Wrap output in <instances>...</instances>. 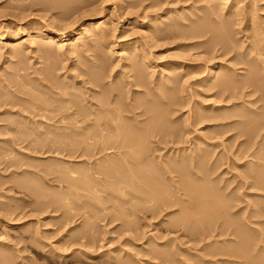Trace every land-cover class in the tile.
I'll return each instance as SVG.
<instances>
[{
	"label": "bare ground",
	"instance_id": "6f19581e",
	"mask_svg": "<svg viewBox=\"0 0 264 264\" xmlns=\"http://www.w3.org/2000/svg\"><path fill=\"white\" fill-rule=\"evenodd\" d=\"M53 1L54 0H52L51 3ZM119 1L123 8L133 10V8L138 7V9L141 8L144 10H142L144 21L140 24V28L145 31L144 37L146 41H149H147V43L144 41V43H146L144 44L145 46L141 44L143 47H139V45L136 46V44L124 43L123 39H118L123 46L121 50L123 54L119 58L113 56L110 50L114 45V40L109 38V36H111L109 35L110 33L107 34L106 28H102L99 23H96V21L92 19H87V23L83 24L84 26L80 28V39L77 40L70 37L66 45L62 42L65 40V36L69 37L71 35L72 29L70 26L76 22V19L73 18L69 20V18H71L74 13L77 14L76 12L84 6L87 7L88 5H92L91 0H84L80 5L73 6H68L67 2H71L72 4L75 2L74 0H66L65 2L63 0L61 1L63 4L58 5L62 10L58 13L59 15L57 14L59 19H56H58L60 23L64 22V24L56 25L48 24L47 22L44 25L29 27L26 32L23 33L27 36L26 41L28 40V44L32 46L33 51L31 50V52L46 51L48 54H51V58L59 56L58 60L61 61L60 57L63 58L67 54H73L75 50L79 49L87 41L89 46H87L86 52H88V54L84 53V50L81 51V54L78 53L80 56H76L73 62L70 63L71 68L76 69L78 74L68 73L69 75L64 76L66 77L64 78L65 81L63 83L59 81L61 84H58L52 76L55 74L53 73L54 71L62 69L63 66L59 67L58 65H60L59 63L62 61L64 62V60L59 63L57 62L58 64H55L56 62L53 63V61L49 65H47V63L46 65L44 64L45 68H47V70L44 69V71L43 64V66L41 65L42 67H24V65H22V58L24 56H22L20 52L21 57H19V53H17L18 57L21 58H18L19 63L20 60L22 63L19 66L17 65V68L14 66L16 68V76L14 77L17 78L18 76L19 78L25 75L27 76L26 78H28V76H31V79L35 82H32V84L34 83L33 85H35L37 83L36 88H38L37 85H39L44 91H37L35 93L36 95H34V89L31 91L32 88L30 87V82L32 81L30 78L27 79L28 81L24 79L27 82L31 80L29 82L30 86L20 85V87H30L31 89L29 88L28 91H31L33 95L27 97L25 95L27 92L25 93L22 90L24 88L21 89L19 85L15 86L17 87L15 89L16 91L21 92V94L24 93V96L22 95L23 98H25V96L27 97L23 99V101L21 99H15L13 95L11 96L14 99L12 97H7L8 95L2 96V92L3 94H5V92L0 88V136L8 135V132L15 134L11 133V137L6 135L8 138H0V141L6 142L9 147L11 146L18 152L21 148L27 150L31 147L35 149L45 148L43 150H49V152L52 151V153L56 152L55 155L61 153V157L59 156L60 158L73 159V161L69 163L70 165L68 168H66L67 166L65 167L66 169L64 167H58L57 164H49V169L46 168L48 173L59 172L60 174L61 172L62 174L65 172L64 176L60 174L63 177H60L59 174L57 175L60 177H57V181L61 183L64 182L65 185H68V188H66L67 191H65L66 193H64V191V194L57 193V196H53L55 199L51 196V201L54 199L52 202L53 206L55 203L57 204L55 208L59 206V203V208L64 206L69 207V205H66L69 202L71 206L73 205L72 203H74V205L76 203V206L80 205L79 207H82L83 210L85 208L88 210L87 212H91V210L94 211V208L98 209V207H100V210L103 209V205L107 201H110L108 200L109 197L114 198L119 200V203H122V205H119L123 208L121 210L125 213V218L124 215L121 216L123 214L122 212V214L120 213L121 219L122 217L128 219L126 218L127 215L133 217L135 215L136 217L144 216L145 214H148L151 219H157V217L163 214L159 220L160 223L161 221L164 222V225L166 223L171 230L174 228L175 230L186 232L189 241L196 242V246L198 245L195 251L199 253L191 252V254H189L190 256L192 255L193 258H196V260H191V264H199L200 261H208L207 259H210L209 257L213 258L216 256L223 257L224 260L226 259L229 263L231 262V264H264V36H262L261 27L259 26V22L261 21L256 13L257 9L253 5L255 9L248 5L249 7L247 8L249 10L244 6L249 11V17L245 8L243 9V7L239 6L240 0H189L191 1V5L187 6L185 5L186 3L182 5L183 1L186 0ZM255 1L256 0H252L251 2L255 3ZM173 2H182V4H178L179 6L176 5L177 7L171 6L172 8H170L169 4L173 5ZM46 3L48 4L47 1ZM81 12L78 13L79 15H77V17H80ZM132 14L134 16L129 20L133 25L139 15L136 11H133ZM261 17L264 19V14ZM56 19L54 17L50 20L53 23ZM66 28H69L70 31H63ZM233 33L234 35L236 34L238 36L239 34L240 36L237 37V39L235 37L233 38ZM161 37H165L166 39H174V37H177L178 39L184 40V42L193 39L191 42L178 44L176 48L198 49V52H203L206 55L204 59L202 58L203 63H201V65H194V69L193 67L192 69L189 68V73H193L192 76H194V74L198 76L201 75L200 77L195 76V79L191 80L192 85L195 87L189 88L190 91H185L187 87L184 86V82L183 84L181 83V88L173 86L175 81L181 80L184 75L188 74H186L187 71L179 70L181 62L175 61L176 57L173 58L175 60L166 62L164 68L161 69L156 76H153L155 72V65L153 67V64L155 63L152 64L150 62L151 54L147 52L146 48L148 47V43L149 46L151 44V47L156 46L157 39ZM7 44L10 46L18 44L16 51L23 50L22 52H24V55H26L25 52L28 53L29 51L26 49L25 40L23 39L16 38L14 40H9ZM14 49L13 47L10 48V56L16 54ZM200 53H196V55ZM231 53L233 54L226 59L225 57ZM234 55L236 59H234ZM38 57H40V55ZM15 58L18 61L17 57ZM46 58H48V56H46ZM111 59H114L116 62H109ZM120 60L121 65L117 64ZM196 60L198 59L196 58ZM17 61L16 63L18 64ZM113 63L114 65L116 64L114 67ZM24 64L29 65L27 62ZM40 64L41 63H39V65ZM146 64H149L148 68L150 67L151 70L147 69ZM117 65L119 69L113 73V68L117 67ZM152 67L154 68V72L152 71ZM15 68L12 69L14 70ZM71 68L69 70H73ZM7 69L10 68L3 67V69H1L2 71L0 70V79ZM27 69L31 71V75H28ZM125 69L128 71L127 73L124 71ZM10 71L12 72L11 69L8 70V75ZM241 71H252V74L249 75V73H251L249 72V76H246ZM5 75L7 77V73ZM6 77L4 79H6ZM77 77H80L77 82L69 81ZM16 78L10 81L13 83V81L17 80ZM2 80L3 79L0 81L1 83ZM183 80L185 81V79ZM260 80L263 81L262 84L258 83ZM191 81L189 83H191ZM5 83L8 84L7 81ZM186 84L187 82L185 85ZM4 86L5 88L7 87V89L9 88V85H0V87ZM75 86H80L81 90L76 89ZM190 86L191 85H189V87ZM33 88H35V86H33ZM249 88L251 90H248ZM73 89L77 91H72ZM15 90L13 89V92ZM184 91L186 93H184ZM206 91H211V93L207 94ZM252 93H258V96L254 98L255 100L252 99V101H247L249 102L248 105L251 106H248L243 100V102H237L238 99H242V97L245 96H249L248 98H250V95L253 96ZM186 94H188L189 97H187ZM191 97H195V99L193 100ZM201 97H211L210 102H207V104L205 102L207 99H202ZM204 102L206 104H204ZM224 102L232 103L225 104ZM258 102L261 103L260 105L258 104L259 106L257 107L255 103ZM217 103H223V105ZM244 103L248 107H246V105L244 106ZM188 104L190 106L189 108L187 107L189 111L187 110L188 116L186 119H191V121H189L191 124L199 125L206 123V128H213L214 130L212 129L213 131L210 133L213 135L211 139L216 137L219 138V136H223L226 131L230 132V130L236 131L234 133L236 139H241L240 136H245V139H241L240 147L234 150L235 152H233L232 157L229 156L231 158L225 156L224 158L218 159L215 157L212 159L208 151L209 148L208 150L199 147L193 149V146L187 147L188 149L186 147L178 148L177 151L181 153L173 157H162L160 154H157V156L155 155V151L159 150L160 145H179L180 143L184 144L186 141H184V133L181 127H185L187 123L185 125L182 124L183 126L181 127L179 123H176L182 113L181 110L184 108L186 109ZM192 104L194 105L191 106ZM238 104H243L244 109L242 110L243 107L240 106L241 111L235 110ZM252 105L256 108H251ZM230 108L234 111H231ZM227 109L230 111H226ZM179 112L181 113L179 114ZM231 137L232 136H230V138ZM209 139L210 137L206 140ZM210 144L215 146L213 142ZM225 146L226 145H224V147ZM40 149H38V152ZM14 150L11 149V151ZM2 151L0 152L3 154L4 152ZM186 151L189 152L186 153ZM226 151H228V149ZM13 155L15 156L16 152ZM249 157L251 159H246L242 163H239L241 159L243 160ZM7 159L8 158H6V160ZM54 160L58 159L54 158ZM9 161L11 163L10 159ZM13 162L14 161H12V163ZM21 162L19 164H21ZM12 163L10 165H12ZM60 163H62L61 160ZM225 163L227 165L232 163L230 166V168L233 166L232 170H234V168H240L234 176V178H238L235 185L236 189H229V183L227 186L220 185L219 180L216 182L217 177H212L220 165ZM15 165L17 168L19 167L17 163ZM25 165L26 168L22 171L26 173L29 172V170H27L29 164L26 163ZM44 170H42V172ZM22 171H20L21 174ZM45 172L43 173L46 177L48 173ZM45 177L43 176L44 179ZM28 178L29 180L31 179V177L24 178V176L21 180H19V178H14L13 184H16L18 188L20 187L21 189L25 188V186L28 188L29 186L26 185V183L29 182ZM33 178L32 181H35ZM11 180L10 182L8 181L10 184H12ZM32 181L30 180L31 183H29L35 188L36 185L34 186ZM39 184L37 186H41ZM0 186H2V184ZM10 187L12 188V186ZM33 187L29 188L31 189ZM40 188L42 189V187ZM237 188L245 190L243 194L247 197H256L257 199H252L253 201L249 200V202L246 201V205L241 206L245 200H243L244 198L241 197L243 194L241 195V191L239 192ZM40 190L39 193L41 192ZM31 191L33 190L31 189L30 193ZM79 191H86L88 192L87 195L91 193V196H89L91 200L89 198V200H83V203H80V201V204L77 203L78 199L87 196ZM98 191H106L107 193L109 191V194L105 197H101V195L98 196L99 193L96 195L95 192ZM27 193L29 192L27 191ZM32 193L34 194V191ZM39 193L36 192V195H39ZM40 195L42 197L44 196L41 193ZM40 195L38 196L39 199L41 198ZM47 195L49 194H46L48 198ZM71 196L75 197L76 200H72L73 197ZM111 200L115 205L118 204L115 203L116 200ZM92 201L96 203L94 204ZM38 203L39 201L37 204ZM39 204H41V202ZM119 205H116V207ZM39 207H41V205ZM120 207L118 209H120ZM72 209H75V206ZM111 209H113V207H111ZM14 210L17 211L16 209ZM115 210L114 214L117 211ZM101 211L103 212V210ZM39 212L41 213V211ZM69 212L71 211L67 210V212H64L67 213L65 215L66 217L63 218V220L65 219L64 222L70 220L73 211L72 213ZM118 212L119 211L116 212L117 215L119 214ZM96 214L98 215L99 212H96ZM94 215L95 214L91 216L87 214V217H94ZM128 222L130 221H127L126 224L132 227ZM91 224L88 223V225ZM86 225L83 227L85 228ZM86 229H88V227ZM128 229L130 228L128 227ZM76 232L78 233L79 231ZM80 234H83V232ZM81 236L83 237V235ZM75 239L79 238L76 237ZM152 241L154 240H152L151 237L147 238V242ZM161 244L162 246H160L161 248L163 247V249H157V247L156 249H144L147 255H151L152 260L160 259L161 261L168 260V262L169 260H174L176 264L182 260L178 258L182 254H177V256L179 255L177 257L175 255L177 251L172 245H169L170 243L164 242ZM4 247L6 246L0 243V258H2L4 254ZM181 251L183 252V250ZM68 253L69 251H66V253L62 254L60 261L65 262L70 260V264H84L82 260L83 256L80 257L76 254L71 256V254ZM126 255V257L130 259V254ZM95 256L96 255H88L90 264L96 263L94 261ZM7 257L8 256H6V258ZM186 257H188V255ZM205 257L207 258L206 260ZM129 259L126 260L127 264L135 263L134 260H132L133 262H128ZM223 259H221V261ZM123 260H125V258ZM215 262L218 261L215 260L211 264Z\"/></svg>",
	"mask_w": 264,
	"mask_h": 264
},
{
	"label": "rangeland",
	"instance_id": "374dc122",
	"mask_svg": "<svg viewBox=\"0 0 264 264\" xmlns=\"http://www.w3.org/2000/svg\"><path fill=\"white\" fill-rule=\"evenodd\" d=\"M46 1L48 2V4L46 3ZM51 1L52 0H50V2H49V0H45V1L44 0H0V42H1L0 43V56H1L0 57V68L3 69V67H4V68H10L12 70V72L10 71L11 73L9 72V75H8V70H10V69H7L6 70L7 72L5 71L3 73L2 78H1L3 80H2V83L0 82L1 83L0 85H3V84L4 85H9L8 89H7V87L5 88V86L4 87H0L5 92V94H3L2 90H1L2 96L3 95H5V96L8 95L7 97L11 98L12 97L11 95H13V97L15 99H21L23 101V99H26L29 95H33V93H34V95H36L35 93L37 91H39V92L44 91L43 88L39 87V85H37L38 88H36V84L37 83L35 85H33L35 82L33 81V79H31L32 78L31 76L30 77L28 76V78H30L32 80L31 81L29 79L31 81V82L29 81L31 84L29 82H27L28 78H26L27 76H25L23 74H21V75H23V77L25 76L24 78L22 76H20L19 78H18V76H17V78L14 77V76H16L15 75L16 74V72H15L16 68L19 65H21L22 62H23L22 65H24V67H28L29 66L28 68H31V67H34V66L35 67H40L42 64L46 65V63H47V65H49L50 63H52V61H53V63L56 62L55 64H58L59 62L64 60V62L63 61L61 62L62 64L59 63L60 65H58L59 67L63 66L62 69H57V71L53 72L55 74L52 77H53V79L56 80L55 82L58 83V84H61V83H63L65 81L64 78H66V77H64V76H67V75H69L71 73L72 74H76V73L78 74V71L76 69L71 68L70 63L73 62V60L75 59L76 56H80L78 53L81 54V51L84 50V53L88 54V52H86L87 48H88L87 46H89L87 41L79 49L75 50V52L73 54H70V55L67 54L66 55L67 57L65 56L63 58L60 57L61 61H59L58 60L59 56H55L54 58H51L50 57L51 54H48V52H46V51L45 52H42V51L41 52L40 51L31 52L32 46L30 44H28L29 43L28 40L26 41L27 36L25 34H23V33L26 32V30L29 27H32V26H35V25H44L47 22H48V24H56V25L57 24H64V22L60 23L59 20H58L59 19L58 18V15H59L58 13H60L61 10H62V8L58 7V5L63 4L61 2L63 0H58V1L54 0L55 1V2L53 1L54 3L53 2L51 3ZM65 1L66 0H64V2ZM74 1L75 2H73L72 4H71V2L70 3L67 2L68 3L67 5L68 6H73V5H78V4L80 5L81 2L84 1V0H77V1L74 0ZM251 1L252 0H240L239 6L243 7V9L245 7L247 8L249 6H251V7L254 6L258 10V11L256 10V13L259 16V20L261 21V22H259L260 23L259 26L261 27L262 36H264V19L261 17L264 14V1L263 0H259V1L256 0L255 3H252ZM91 3H92V5H88L87 7L84 6L82 9H79V11L76 12L77 14L74 13L71 16V18H69V20L73 19V18L76 19V22L72 26H70L71 29H72L71 35L69 37L68 36L64 37L65 40L62 41L64 43V45H66L69 42L70 37H72V39H77V40L80 39L81 38L80 28H82V26H84L83 24L87 23V19H92L93 21H96V23H99L102 26V28H104V29L106 28V31L108 32L107 34L110 33L109 35H111V36L108 35L109 38L114 40V45L110 49L112 51V53H113V56H116L117 58H119L123 54L122 51H121L123 46L121 45V42L118 41V39H123L124 43H129V44H134V45L136 44V46L139 45V47L142 46V45L145 46L144 44H146L148 40L146 41V39L144 37L145 36V31L142 28H140V24H142V22L144 21V18L142 16V12L144 11L143 9H141V8L138 9V7H136L137 10H136V8H133V10L123 8V7H121V4H120L119 0H104V1L103 0H96V1L95 0H91ZM174 3L175 2H173V5L169 4L170 8H172L171 6L177 7V6L182 4V2L175 3V4ZM184 4L186 6L187 5H191V1H189V0L183 1L182 5H184ZM39 5H40V7H39ZM49 5H50V7H49ZM46 6H47V8H46ZM261 6H263V7H261ZM48 7H49V9H48ZM53 7H55V8H53ZM246 8H245V10H246V12L249 15V11H248L249 9L247 8L248 9L247 10ZM91 9H92V11H91ZM81 10H82V12H81ZM133 11L134 12L136 11L137 14L139 15V17L137 18L135 24L132 25V22L129 19L133 18V16H134L132 14ZM79 12H81L80 17H77V15H79L78 14ZM168 16H170V15H168ZM54 17H55V19L58 18V19H56L58 21L55 20L52 23L51 20ZM249 17H250V15H249ZM165 18H167V17H165ZM165 18H163V19H165ZM50 21H51V23H50ZM68 21H67V23H68ZM68 29L69 28H66L63 31H65V32L70 31V29L69 30ZM22 31H24V32H22ZM239 36H240L239 34H238V36L236 34L234 35V33L232 34V37L233 38L235 37L236 39ZM16 38L25 40V47H27L26 49L29 50L28 53L25 52L26 55H24V52H22L23 50L20 51L18 49L19 51H16V49L18 48V44H14L12 46L7 44V42L9 40H14ZM162 38L163 37L158 38L159 40L157 39L156 46H152L151 47V44L149 46L148 45L149 43H148L147 44L148 47L146 48L147 52L151 54V57H150L151 61L150 62L152 64L155 63V64H153V67L155 65L154 68H155V72L156 73L153 71L154 68L152 67V71L154 72L153 76H156V74L159 73V71L164 68V65H165L166 62L176 59L175 61L181 62V67L179 68V70L185 71V72L187 71L186 74L187 73L188 74L184 75V77L181 80L175 81L173 83V86L176 87V88H181V86H182V84L184 82V86L187 87L186 90H185V87L183 86L184 90L185 91H187V90L190 91L189 88H194L195 87L194 85H192V81L191 80H194L195 76L200 77L201 75L198 76V75L194 74V76H192L193 73L192 74L189 73V70L192 69V67L194 69L196 65H199V64L201 65V63H203L202 60L204 59V56H206V55L203 52H201L202 55H203L202 56L201 53L197 51L198 49L196 50V49H191L190 48L191 49L190 50L189 48L188 49L187 48L183 49L182 47L176 48V46L178 44L185 43V42H191V41H193V39H191V41L189 39V41H185L184 42V40L178 39L177 37H174V39H170V38L166 39L165 37L163 39ZM201 39H205V38H201ZM144 41H146V43H144ZM14 43H16V42H14ZM11 47L15 48L14 52L16 53V54L12 53L13 54V55H11L12 57L9 55ZM63 47H65V46H63ZM20 52H21V55L24 56L23 57L24 59L22 58V62L20 60V63H19V59H21V58H19V57H21ZM17 53H19V57H18ZM45 53H47V54H45ZM196 53H200V54L196 55ZM152 54H153V57H152ZM232 54L233 53L227 55L225 58L227 59V57H230V55H232ZM37 55L38 56L40 55L41 58L38 57ZM45 55L48 56V58H46ZM14 56L17 57V59L19 58L18 61L16 60V58ZM174 57H176V58L173 59ZM196 58L198 60H196ZM41 59H42V61H41ZM234 59H236L235 55H234ZM15 60L18 62V64L16 63ZM24 60L27 63H29V65L26 64L27 65L26 66L24 64V63H26ZM47 60L49 61V63H48ZM112 61L114 63L116 62V61H114V59L109 60V62H112ZM43 62H45V63H43ZM39 63H41V64L39 65ZM108 63H107V65H108ZM114 63H113V67L116 65V64L114 65ZM117 64L121 65V60L118 61ZM45 65H44L43 70L44 69L47 70V68H45ZM14 66H16V68ZM148 66H149V64H146L147 69L151 70V68L150 67L148 68ZM12 68H15V69L13 70ZM70 68L73 69V70H69ZM118 69H119V67L117 65V67L113 68V73H115L116 70L118 71ZM28 70L29 69H27L28 75H31L30 74L31 71H28ZM124 71L126 73L128 72L126 69ZM249 72H251V73H249ZM6 73H7V77L9 76L10 78L6 77V75H5ZM242 73H244V75H246V76H249L250 74H252V71H244ZM248 73H249V75H248ZM4 76L6 77V79H4L5 78ZM12 77H14V78H12ZM15 78L17 80L13 81V83H12V81H10V80H14ZM62 78H63V80H62ZM1 79H0V81H1ZM24 79H26L27 81L24 80ZM78 79H80V77H77L74 80L70 79L69 81L70 82H74V81L77 82ZM183 79H185V81ZM4 80H6L8 84H6L5 83L6 81H4ZM19 81H21V82H19ZM59 81H61V83ZM190 81H191V83H189ZM263 81L260 80V81H258V83L262 84ZM14 82H16L17 84L14 83ZM32 82H34V83L32 84ZM186 82H187V84L185 85ZM19 83H21V84H19ZM13 84H15V85H13ZM17 85H19V87H20V85H23V86L28 85V86H30L32 88L31 89L30 87L27 86L28 89L25 88V87H22V88H24V89H22L20 87L25 93L27 92L25 94L27 97L25 96V98H23V96H24L23 94L24 93L21 94V92H18V91L15 90L17 88L15 86H17ZM77 85H78V83H77ZM189 85H191V86L189 87ZM33 86H35V88H33ZM29 88L31 89V91H33V89H34L33 93H31V91L30 92L28 91ZM75 88L78 89V90H81L80 86H75ZM13 89L16 91V93H15V91L13 92ZM75 90L73 89L72 91H75ZM248 90H251V89L249 88ZM8 91H10V92L12 91V92L10 93ZM185 91H184V93H186ZM206 93L209 94V93H211V91H206ZM19 94H21V95H19ZM188 94H186L187 97H189ZM257 96H258V93H256V94L254 93L253 96L250 95V98H248L249 96H245V97H242V99L240 98L241 100L238 99L237 102H239V101L241 102L243 100L248 105L249 102H247V101H252V99L255 100L254 98L255 97L257 98ZM16 97H18V98H16ZM191 98H193V100L195 99V97H191ZM201 98L202 99H207V101H205V102L209 103L211 97H206V98L201 97ZM205 102H204V104H206ZM224 103L225 104H228V103L230 104L232 102H224ZM260 103L261 102L255 103L256 104L255 106L258 107L260 105ZM217 104L223 105V103H217ZM246 104L244 103V106ZM193 105L194 104H192L191 106H193ZM247 105H246V107L251 106V105H248V106ZM189 106L190 105L188 104V106H186V109L184 108L183 110H181L182 113L179 112V114L181 113V115L179 116L180 118L178 117L179 119L177 120V123H176V124L179 123L180 127L187 123L185 125V127L184 126L181 127V129L183 130L182 132L185 134V135L183 134L184 141L186 140L184 142V144L180 143L179 145L176 144V145H168V146L160 145L159 150H156L155 151L156 153L154 152L155 155L157 156V154H160L162 157H171V156L173 157V156L177 155L178 153H181V152L177 151L178 148H181V147H186V148L188 147L189 148V146L190 147L193 146V149H197L196 147H199V148H204L205 150H208V148H209L208 151H209V154L211 155L212 159L215 158V157L218 158V159L219 158H224L225 156H227L228 158H231L233 152H235L234 150L235 149L237 150V147H240L239 146L240 142L243 139H245L244 138L245 136H240L242 140L240 138L236 139L235 135H234V133L236 131L235 130L234 131L230 130V132L226 131L227 133L225 132L226 134L224 133L223 136L221 135V137L219 136V138L216 137L214 139L213 138L211 139V137L213 135H211L210 133H211V131L214 130L213 128H206L205 127L206 123H202V124H199V125H196V124L194 125V124H191V122H189V121H191V119L190 120L186 119L187 116H188L187 110L189 111V109H188ZM240 106L243 107V104H241V105L238 104L235 107V108H237L235 110L241 111V107ZM251 108H256V107H254L252 105ZM243 109H244V107L242 108V110ZM259 110H261V109H259ZM226 111H230V110L227 109ZM231 111H234V110L231 109ZM181 122H183V123H181ZM204 127H205V129H204ZM8 133H9L8 134L9 136L7 134L6 135L8 137H11L12 136L11 135L12 132H8ZM12 134H14V133H12ZM6 135L0 136V138L2 139L4 137L3 139H5V138L7 139L8 137ZM200 135L204 136L205 138L200 136ZM229 135L232 136V137L230 138ZM209 137H210V139L206 140ZM212 142L215 143V146L214 145L212 146V144H210ZM5 143L6 142H4V141L3 142L0 141V151H2L3 149L7 150V151L6 150L2 151V152H4L3 153L4 155L0 152V182H1L0 185L2 184V186H0V231H1L0 232V235H1L0 236V243L3 244V246H6V247H4V252H3L4 254L2 255V258H0L1 259L0 260V264H62V263L63 264H70V260H67L65 262L60 261L61 258H62L61 255L66 253V251L67 252L69 251L68 254H71V256L74 255V254L79 255L80 257L83 256L82 260H83L84 264H90L89 263L90 260L88 259V255H96L95 256V260H94L96 262L95 264H127L126 260L129 259V257H126L127 256L126 254H130V259L128 260V262H131L132 260H134V262H135L134 264H143V263L147 264V262H148V264H155V263L156 264H173L174 260H172L173 262L171 260H169V262H168V260H166V261L162 260L161 261L160 259L159 260H157V259H153L152 260L151 255H147V253L144 250L146 248H154V249H156V247H157V249H163V247L161 248V246H162L161 243H164V242L165 243L168 242V243H170L169 245L173 246V248L177 251V253L175 254L176 256H177V254L180 255V253L185 256V258H184V256H182V255L179 256L178 255L179 257L178 256L177 257L179 258V260L182 259L183 261L181 260V261L177 262V264L178 263L180 264L182 262H183L182 264H185V263L186 264H191V260L192 261L194 259L196 260V258H193L192 255L191 256L189 255V254H191V252L192 253H194V252L199 253L198 251H195L196 248L198 247V245L196 246V244H195L196 242L189 241V237H188L186 232H184L182 230H175L174 228L171 230V228H169V226H167L166 223H165V225H164V222H162V221L160 223L159 220H160V218H161V216L163 214L160 217H157V219L156 218H154V219L152 218L151 219L148 214H145L144 216H136V217H135V215H134V217L131 216V215H127L126 218H128V219L131 218V219L130 220L124 219L125 218V213L121 210L123 208H121L120 205H119V204L122 205V203L121 202L119 203L118 202L119 200H116V199L110 198V197H109L108 200H110V201H112L111 199H113L114 201L116 200L115 203H118L116 205H119V206L116 207V205L112 201L114 206H115V209L117 211H119L118 215L116 214L117 211L114 209L113 204L111 205L112 202H110V201H107L108 203L110 202L109 204L107 202L104 204L106 207L103 205V209H101V210H103V212L99 209L100 207H98V209L97 208L93 209L95 211V213L92 210H91V212L90 211L87 212L88 211L87 209L84 208V210H83L82 207H79L80 205L76 206V203H75V205H74V203H72L73 204L72 205L73 207H72L71 203H69V202L66 205H69V207H72V208H74V206H75V209H72V208L68 209L69 207H67V206L59 208L60 203H59V206L55 208V206L57 204L55 203V205L53 206L52 202L55 199V197H53V196H55L57 193H60V194L66 193L65 191H67L66 188H68L67 187L68 185H65L64 182L61 183V182L57 181L58 178L63 177L65 175V172H63L62 173L63 176H61L62 175L61 172H60L61 175L59 174V172H57V173H48L46 168L49 169V164L50 165L57 164V166L60 167V168H63V167L65 168L67 166L66 168H68V166L70 165L69 163H71V161H73V159H71V158H63V157L60 158L61 157V153L60 154L58 153L57 155H55L56 152L52 153V151L49 152V150H46V151L43 150L45 148L40 149V148L36 147L37 149H35V148L31 147L28 150L25 149V148H21L23 151L20 149V151L18 152V151H15L11 146L9 147L7 143L6 144ZM201 143H203V144H201ZM224 145H226V146L224 147ZM161 148H163V149H161ZM8 149H9V151H8ZM11 149L14 150V151H11ZM24 149L28 153H26ZM33 149H35V150H33ZM38 149H40L39 152H38ZM227 149H228V151H226ZM219 151H220V153H219ZM15 152H16V155L14 156L13 154H15ZM187 152H189V151H186V153ZM8 154L9 155L11 154L12 156L10 155L11 156L10 157ZM5 155H7V156H5ZM53 155H55V156H53ZM160 155H158V156H160ZM229 156H231V157H229ZM6 158H8V159L6 160ZM54 158H56L58 160H54ZM9 159L11 160V163H12V161H14L12 163V165H10L11 163H10ZM246 159H251V158L249 157V158H245L243 160L241 159V161L239 163H242ZM60 160L64 164L60 163ZM8 161H9V164H8ZM18 161H20V162L22 161L23 162V163L21 162L22 165L19 164L20 162H18ZM16 163L19 165L18 168L15 165ZM26 163L29 164V168L27 169V170H29V172H26L27 174L22 171V170H24L26 168L25 167ZM72 163H76V162H72ZM7 164L10 165V166H8ZM231 164L227 165L225 163V164L220 165V167L215 171L216 173H214V175L212 177H214V176L217 177L216 182H218V180H219V184L220 185L227 186V184L229 183V186H230V187L228 186L229 189H231V188H233V189L235 188L236 189L235 185H236V182L238 181V178L237 177L234 178V176L237 173V171L240 170V168H234V170H232L233 166L230 168ZM46 165H47V167H46ZM78 165H81V164H78ZM227 166L229 167V169H228ZM30 167H31V169H30ZM16 168L18 169V171H17ZM44 169L46 170V172H45ZM31 170H32V172H31ZM42 170H44L43 172L48 173V174H46V177H45V174L42 172ZM20 171H22V174H21ZM12 172H13V174H12ZM49 174H51V175H49ZM58 174H59L60 177L57 176ZM21 175H22V178H23V176H24V178L25 177H31V179H30L31 181H32V178L34 176L36 177V178L35 177L33 178L36 182L32 181L34 186L36 185L35 188L33 187V185L30 184L31 182H30L29 178H28V181L30 183L29 182H27L28 184L26 183L27 186L33 187L31 189L34 191L35 196L32 193L33 191H31V193H30L31 189L29 187L26 188V186H25V188L21 189L20 187L18 188V186L16 184H13V182H14L13 179L14 178H17V179L19 178V180L22 179ZM28 175H30V176H28ZM37 175H39V176H37ZM40 176H42V177H40ZM43 176L45 177V179L43 178ZM37 177H39V178H37ZM232 178H234V179H232ZM8 179H10V180L12 179L11 180L12 184L9 183L10 180H8ZM36 179L41 180V181H38ZM15 181H16V179H15ZM223 183H225V184H223ZM38 184L41 185V186H37ZM10 186H12V188ZM36 187H38V188H36ZM40 187H42L44 192L42 191V189ZM27 189H29V190H27ZM34 189H36V190H34ZM37 189H39V190L41 189L40 193L42 195H44L43 196L44 198L40 195L39 190H37ZM237 189H238L239 192L241 191V193H240L241 195L245 191V190H241L242 188H237ZM27 191L29 193H27ZM63 191H64V193H63ZM36 192L39 193V195L41 196L40 199L38 197L39 195H36ZM46 192L49 194V195H47L48 198L46 197V194H47ZM79 192L82 193V194L84 193V195L85 194L87 195V193H88L86 191H79ZM103 192H99L98 191V192H95V193H96V195H98V193H99L98 196L101 195V197H105L106 195L109 194V191H108V193L106 191L104 193ZM51 196H52V198H54L53 201H51V199H52ZM87 196L83 197V198L81 197L82 200H81V198L78 199L77 203H79V201H80V203H83L82 201L85 200V199L89 200V198H90L89 196H91V193L89 195H87ZM245 196L246 195H244V194H243V196H241L242 198H244L243 200H245V201H243L244 203H242L241 206L246 205V201H248V202H249V200L253 201L256 198V197H247V196L245 197ZM71 197H73V196H71ZM101 197H99V198H101ZM73 199H75V197H73L72 200ZM37 200L39 201V203L41 202V204H39V203L37 204V202H38ZM90 200H91V198H90ZM94 201H96V200H94ZM94 201H92V202L95 204L96 202H94ZM49 202H51V203H49ZM43 203H45V204H43ZM61 204H63V203H61ZM40 205H41V207H39ZM109 205H111V206H109ZM44 206H46V207H44ZM61 206H63V205H61ZM78 207H79V209H78ZM111 207H113V209L116 211L115 214H114V210L111 209ZM119 207H120V209H118ZM41 208H42V210H41ZM81 208H82V210H81ZM88 208H90V207H88ZM14 209H16L17 211H15ZM67 210L71 211L69 213H72V211L74 213V214L73 213L71 214V218H70L71 221L68 220L67 221L68 223L64 222L65 219L63 220V218H65L66 217L65 215L67 214V213H64V212H67ZM76 210H77V212H76ZM39 211H41V213ZM81 211H83V212H81ZM96 212L97 213L99 212V214L97 215ZM122 212H123V214H122ZM87 214L91 215V216H93V214H95V215H94V217H91V216L87 217ZM114 215H115L116 218L114 217ZM120 215L121 216L124 215V218L122 217L123 220L121 219ZM84 217H86L87 219L84 218ZM117 217L118 218L120 217V218L118 219ZM89 218H90V220H89ZM162 218H164V217H162ZM127 221H130V222H128V224L131 225L132 227H130V226H128L126 224ZM88 223H90V224L92 223V224L88 225ZM81 225H82V227L84 225H86V226H85V228L83 227L84 228L83 229L81 227ZM73 226H75V227H73ZM2 227H3V229H2ZM76 227L79 228V229H77ZM87 227H88V229H86ZM128 227L130 229H128ZM33 228H35V229H33ZM81 230H82L83 234H80V233H82ZM84 230H86V231H84ZM76 231H79L80 233L79 232L77 233ZM74 232H75V234L77 236L74 234ZM85 232H87V233H85ZM81 235H83V237ZM75 236L78 237L79 239H75L76 238ZM150 237L154 241L147 242V238H150ZM34 238H36V239H34ZM157 245H159V246H157ZM67 246H69V247H67ZM176 248L179 250V252H178V250ZM66 249H68V250H66ZM181 250H183V252ZM70 251H72V252H70ZM186 254L188 255V257H186L187 256ZM6 256H8V257L6 258ZM121 257H123V258H121ZM189 257H192V258H189ZM119 258H120V260H119ZM124 258H125V260H123ZM209 258L210 259H207L205 257V260L207 259L208 261H204V262L200 261L199 264L200 263L201 264H211L215 260L218 261V262H215L213 264H225V263L226 264H231V262L229 263L226 259L224 260L223 257H217L216 256V257H213V258H211V257H209ZM217 259H219V260H217ZM221 259H223V260L221 261ZM2 261H4V262H2ZM174 264H176V261L174 262Z\"/></svg>",
	"mask_w": 264,
	"mask_h": 264
}]
</instances>
